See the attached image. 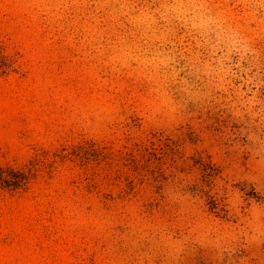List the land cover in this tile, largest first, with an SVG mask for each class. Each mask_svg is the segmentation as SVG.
<instances>
[{
  "label": "rangeland",
  "instance_id": "1",
  "mask_svg": "<svg viewBox=\"0 0 264 264\" xmlns=\"http://www.w3.org/2000/svg\"><path fill=\"white\" fill-rule=\"evenodd\" d=\"M48 2L0 0V41L19 62L0 78V165L32 169L22 191L0 189V264H162L135 233L176 210L165 188L177 176L186 198L196 197L220 227H231L216 219L224 218L226 169L229 191L264 202V160H237L224 139L227 121L197 115L169 135L146 127L154 106L147 88L102 79L41 18ZM240 257L264 264V242L244 246ZM180 264H209L208 251L183 254Z\"/></svg>",
  "mask_w": 264,
  "mask_h": 264
},
{
  "label": "clouds",
  "instance_id": "2",
  "mask_svg": "<svg viewBox=\"0 0 264 264\" xmlns=\"http://www.w3.org/2000/svg\"><path fill=\"white\" fill-rule=\"evenodd\" d=\"M41 18L98 69L102 79L147 88L154 106L146 127L177 133L189 117L227 121L224 139L236 153L264 160V0H49ZM159 117V118H158ZM197 123H200L197 121ZM237 174L242 171L237 165ZM226 169L220 227L186 198L180 176L165 188L170 217L136 229L162 264L206 249L209 264H239L240 250L264 242V202L233 194ZM255 205V208H253Z\"/></svg>",
  "mask_w": 264,
  "mask_h": 264
},
{
  "label": "trees",
  "instance_id": "3",
  "mask_svg": "<svg viewBox=\"0 0 264 264\" xmlns=\"http://www.w3.org/2000/svg\"><path fill=\"white\" fill-rule=\"evenodd\" d=\"M18 58L8 54L0 41V78L11 73H17ZM32 175L29 167L16 168L0 165V189L10 193H18L25 189Z\"/></svg>",
  "mask_w": 264,
  "mask_h": 264
}]
</instances>
